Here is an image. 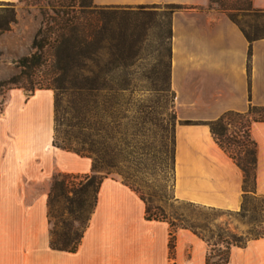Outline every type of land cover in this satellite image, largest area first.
<instances>
[{
  "label": "crops",
  "instance_id": "1",
  "mask_svg": "<svg viewBox=\"0 0 264 264\" xmlns=\"http://www.w3.org/2000/svg\"><path fill=\"white\" fill-rule=\"evenodd\" d=\"M93 2L184 6L171 12L169 22L168 81L177 118L173 195L201 206L238 210L243 171L216 141L208 122L229 110L246 111L249 103L264 106V36L249 41L227 14L209 7L210 0ZM252 3L264 9V0ZM5 93L0 112V264H207L209 244L203 237L178 226L170 252V223L147 218L138 192L112 176L99 184L77 247H52L47 216L51 176L55 171L88 173L92 161L52 144L51 88L26 94L14 86ZM249 135L256 143L255 191L264 195V120L252 121ZM225 264H264V235L232 245Z\"/></svg>",
  "mask_w": 264,
  "mask_h": 264
},
{
  "label": "rangeland",
  "instance_id": "2",
  "mask_svg": "<svg viewBox=\"0 0 264 264\" xmlns=\"http://www.w3.org/2000/svg\"><path fill=\"white\" fill-rule=\"evenodd\" d=\"M17 21L15 31L0 34V79L18 72L14 59L31 49L32 37L42 19L41 10L54 15L48 2L78 7L80 0H10ZM93 2V0H91ZM244 0H213V11L235 12L241 27L249 34L264 32V13L245 9H228L233 3L245 6ZM222 2V3H221ZM94 3V2H93ZM106 10L107 28L100 33L101 47L93 46L84 66L73 65L57 71L54 48H46V61L34 74L18 85L26 94L49 87L54 91L56 139L69 136L73 145H92L100 166L98 174L107 172L134 188L150 211L178 223L193 224L209 239L211 259L226 253L224 238L233 234L238 239L264 231V195L255 194L238 210L201 206L179 200L173 195L174 127L177 118L174 95L168 83L170 38L169 4L113 5ZM47 25H54L47 17ZM7 90V89H6ZM6 90L0 94L4 105ZM81 97L87 126L80 125V115L72 102ZM32 99L29 100V102ZM36 101V99H35ZM74 101V102H75ZM11 104L15 100L11 99ZM227 130L221 139L227 147L242 156L243 127L234 114L224 117ZM239 139L238 142L228 141ZM68 173L67 192L54 191L49 225L58 232L68 230L71 238L80 232L94 201V185L81 189L84 173ZM60 174V177L62 175ZM52 181V179H51ZM50 181V183H51ZM71 186L77 191L70 190ZM165 219V220H166ZM168 221V220H167ZM169 222V221H168ZM232 246V245H231ZM231 248V247H230Z\"/></svg>",
  "mask_w": 264,
  "mask_h": 264
},
{
  "label": "trees",
  "instance_id": "3",
  "mask_svg": "<svg viewBox=\"0 0 264 264\" xmlns=\"http://www.w3.org/2000/svg\"><path fill=\"white\" fill-rule=\"evenodd\" d=\"M213 1V0H210ZM242 1V0H238ZM48 2L50 8L53 10L54 15L48 14V11L41 10L42 19L40 25L36 29L32 40H31V49L28 53L22 54L14 59L16 66L19 68L18 72H14L7 77L0 79V94L12 87L13 84L18 85L22 79L29 78L35 72V68L42 65L46 61V48L51 46L54 48V63L57 71L65 72L67 69L72 67L73 65H78L80 62L81 67L84 66L85 59L88 57V53L93 46L101 47L102 41L105 39L104 37L98 38L100 33H102L107 28V18L105 16L106 10L109 8H118L113 5H99L93 3L91 0H80L78 7L66 5L64 3L54 4ZM245 6H241L239 3H233L228 9H245L254 12H262L264 13V9L254 7L252 0H244ZM222 3V2H221ZM145 4H139V7L144 6ZM171 12L174 9L184 7L181 4L170 3ZM170 12V14H171ZM227 14L244 32L249 41H252L256 38L263 37L264 32H255L254 34L247 33L241 25L238 23L236 19L235 12H227ZM47 17H50L54 25H44L47 24ZM17 21L16 11L13 6V2L10 0H0V34L10 30L12 25ZM170 27V24H169ZM168 79H169V60H168ZM169 83V81H168ZM75 101V100H74ZM72 102V108L74 111L78 112V117L80 118V125L87 126V122L85 120V116L83 111L85 109V103L81 97L78 98L75 102ZM3 109L2 103H0V112ZM228 114L237 115L240 118L239 128L243 127V136L244 140L241 142L243 147L248 144L249 146L244 150L242 156H238V154L232 150H230L226 143L221 139L222 135L226 132L229 121H224V117ZM255 120H264V106L263 105H255L249 103L246 111H233L229 110L223 112L218 118L214 120H210L209 126L210 130L216 139V141L220 144V146L229 154L230 157L236 162V164L243 171V180H242V190H243V200L240 208L244 207L245 202L251 196H255V182H256V143L249 135V126L252 121ZM54 122H55V108H54ZM55 125V124H54ZM56 127L54 126V131ZM85 142V141H84ZM76 144L73 145L70 137L67 135L63 136L60 141L56 139L55 133L53 134L52 144L62 147L67 150H72L80 155L91 157L90 154H85L84 152L93 153V146L85 144ZM232 142H238L237 145L240 144L239 139L233 141H228V145ZM92 165L91 170L88 173H84L85 181L81 185V189H87L90 185H94V201L93 206L90 210V214L93 211L94 204L97 198V191L100 182L104 177H106L107 172L104 174H98L97 170L99 169V165L97 164V160L95 157L91 158ZM60 172H53L51 176L50 189L47 199L48 204V222L49 214H50V206L51 200L54 194V191L58 188L62 192H67L69 186L66 182L68 173H62V177H60ZM70 190L77 191L74 186H71ZM90 214L88 215L86 221L83 224V227L80 232H76V234L71 238L68 230L58 232L55 229L50 227V245L54 248L59 249H68L74 250L82 236V233L87 225ZM145 215L147 218H159L166 219L165 215L161 217L157 215V213L151 212L149 205H146ZM170 223V236H169V247L170 252L173 251L174 248V239H175V229L178 226H185L192 229L194 232L198 233L201 237H203L208 243V237L197 229L193 224L185 223L183 220L176 223L173 220L166 219ZM264 235V231L260 234H255L253 236L245 238V240H240L236 238L233 234H228V238H224L225 246L227 248L226 253L218 252L217 259L212 260L211 254L208 251L206 255V263L207 264H225L229 260V253L231 245H243L246 241L253 237H259Z\"/></svg>",
  "mask_w": 264,
  "mask_h": 264
}]
</instances>
